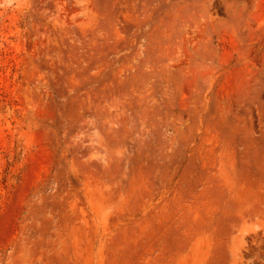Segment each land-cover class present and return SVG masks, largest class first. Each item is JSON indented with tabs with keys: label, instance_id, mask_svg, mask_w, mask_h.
<instances>
[{
	"label": "rangeland",
	"instance_id": "374dc122",
	"mask_svg": "<svg viewBox=\"0 0 264 264\" xmlns=\"http://www.w3.org/2000/svg\"><path fill=\"white\" fill-rule=\"evenodd\" d=\"M0 264H264V0H0Z\"/></svg>",
	"mask_w": 264,
	"mask_h": 264
}]
</instances>
